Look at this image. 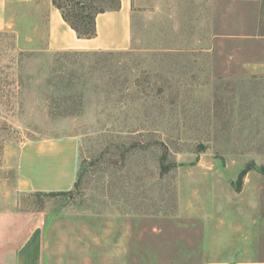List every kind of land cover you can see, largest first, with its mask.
<instances>
[{"label": "rangeland", "instance_id": "1", "mask_svg": "<svg viewBox=\"0 0 264 264\" xmlns=\"http://www.w3.org/2000/svg\"><path fill=\"white\" fill-rule=\"evenodd\" d=\"M8 1L0 208L44 214L43 264L264 258V0H132L127 49L73 53L46 49L48 0ZM63 2L88 30L118 7ZM48 139L75 144V184L17 190Z\"/></svg>", "mask_w": 264, "mask_h": 264}, {"label": "crops", "instance_id": "2", "mask_svg": "<svg viewBox=\"0 0 264 264\" xmlns=\"http://www.w3.org/2000/svg\"><path fill=\"white\" fill-rule=\"evenodd\" d=\"M9 4L8 0H0V30L9 24L6 9ZM131 5L132 0H119V8L97 13L96 35L79 38L48 0L46 49L52 52L127 49L131 44ZM16 173L19 191H69L76 182V146L72 141L51 139L23 143ZM44 222L40 211L0 208V264H43ZM250 255L203 264H264V258Z\"/></svg>", "mask_w": 264, "mask_h": 264}, {"label": "trees", "instance_id": "3", "mask_svg": "<svg viewBox=\"0 0 264 264\" xmlns=\"http://www.w3.org/2000/svg\"><path fill=\"white\" fill-rule=\"evenodd\" d=\"M51 1H52V4L60 11L64 21L75 31L76 35L79 38H91V37H94L96 35L95 17L93 18L92 27H91L90 30L82 29L65 12V10L63 8V4H64L63 1H67V0H51ZM117 1H118V7L117 8H119V0H117ZM117 8H115V9H117ZM115 9H113V10H115ZM99 12H104V10L97 11L96 14L99 13ZM80 18H82V16H80ZM65 52H72L73 53V52H89V51H65ZM93 52H96V51H93ZM102 52L105 53V51H102ZM161 158L163 159V157H161ZM167 169H168V166L163 165V171L164 170L166 171ZM244 171H246V169H243L242 173ZM260 172L264 175V166L260 167Z\"/></svg>", "mask_w": 264, "mask_h": 264}]
</instances>
